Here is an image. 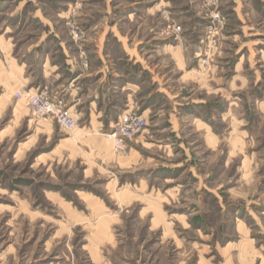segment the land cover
Masks as SVG:
<instances>
[{
  "label": "rangeland",
  "instance_id": "obj_1",
  "mask_svg": "<svg viewBox=\"0 0 264 264\" xmlns=\"http://www.w3.org/2000/svg\"><path fill=\"white\" fill-rule=\"evenodd\" d=\"M99 49L174 95L142 102L181 138H107L138 145L132 169L81 152L82 106L69 135L18 98L16 65L36 91L45 58L67 77ZM0 264H264V0H0Z\"/></svg>",
  "mask_w": 264,
  "mask_h": 264
},
{
  "label": "crops",
  "instance_id": "obj_2",
  "mask_svg": "<svg viewBox=\"0 0 264 264\" xmlns=\"http://www.w3.org/2000/svg\"><path fill=\"white\" fill-rule=\"evenodd\" d=\"M96 52L97 55L95 57L98 64H96V66L91 65L89 70L79 68L73 60L67 61L68 74L66 77L63 73L59 72L56 65L48 61L49 57L47 56L48 58H45L42 64V72L44 78L50 79L53 82L55 90L60 91L68 97L69 105H71L73 111L81 106L87 110L86 115L90 122V126L81 128L76 133L78 139L81 138L84 140V149H82L83 151L81 150V152L98 157L99 160L106 163L110 168L119 169L121 166H126L125 168L132 169L138 163L137 159L139 152L136 150L138 145H130L128 147L127 156L124 158L118 157L113 152L112 144L108 141L107 137L98 132L103 131L102 128H105L106 132H111L114 123L117 121L116 117L120 115V112H130L138 106L145 117L149 119V116H152L151 118L154 117L156 119L154 123H151V130H146L145 133L141 135L140 139L138 138L139 140L135 142L136 144L140 141L145 143L149 138L155 137L158 133L165 132L166 130H171L173 134H176V137L181 138V127L176 124L177 120L180 119L178 114L172 113L169 115H162L159 112L154 113L152 107H144V102H142L146 98H151L155 91L165 94L169 99H172L174 95H172L170 87L166 88L158 79L153 77L154 79L152 78V80L155 88L149 92L147 96H142V86L134 83L132 80L129 81L127 79V73L119 72L116 69L109 52L104 49H99ZM123 52L127 54V58L130 56L126 50ZM65 57L68 58L69 56L66 55ZM174 60L176 65L180 64L181 66L180 68L178 67L181 73V79L194 74L188 67L185 56L181 57V55H179L175 57ZM16 66L20 73L19 82L29 85L28 88H30L31 91L34 90L35 87H30L32 84L30 81L31 77L21 78L24 69L19 65ZM84 81L85 83L86 81L87 83L89 82V84H86L88 87H85V89L84 86L86 85H81V82ZM159 121L167 122V127L158 124ZM66 140L72 141L70 138L61 139L55 149L62 148ZM155 143L160 144L161 141ZM143 146L145 147L144 144Z\"/></svg>",
  "mask_w": 264,
  "mask_h": 264
},
{
  "label": "built area",
  "instance_id": "obj_3",
  "mask_svg": "<svg viewBox=\"0 0 264 264\" xmlns=\"http://www.w3.org/2000/svg\"><path fill=\"white\" fill-rule=\"evenodd\" d=\"M82 64L85 69L89 66L87 61ZM18 98L27 102L34 115L51 117L60 129L69 135H73L79 127V119L69 108L65 95L55 90L50 82L39 86L36 91L18 93ZM148 127L149 121L145 117L130 111L119 116L112 131L106 136L113 142L115 149L123 151L127 141H133L143 135Z\"/></svg>",
  "mask_w": 264,
  "mask_h": 264
}]
</instances>
